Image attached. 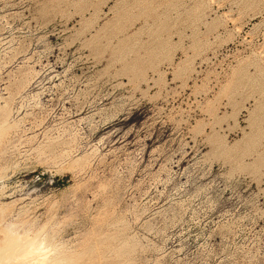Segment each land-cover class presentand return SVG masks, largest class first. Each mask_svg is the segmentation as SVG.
Segmentation results:
<instances>
[{"label":"rangeland","instance_id":"rangeland-1","mask_svg":"<svg viewBox=\"0 0 264 264\" xmlns=\"http://www.w3.org/2000/svg\"><path fill=\"white\" fill-rule=\"evenodd\" d=\"M0 243L264 264V0H0Z\"/></svg>","mask_w":264,"mask_h":264},{"label":"bare ground","instance_id":"bare-ground-1","mask_svg":"<svg viewBox=\"0 0 264 264\" xmlns=\"http://www.w3.org/2000/svg\"><path fill=\"white\" fill-rule=\"evenodd\" d=\"M1 127H2V126H1ZM8 239H9V238H8ZM11 239H12V238H11ZM3 240H4V239H3ZM3 240H2V241H3ZM13 240L15 241L14 238H13ZM2 241H1V242H2ZM9 241H10V239H9ZM9 241H6V242H7L6 245H8V246H9V245L12 246V245H14V244L16 243V241H15V242L13 241L14 244H13L11 241H10V242H9ZM8 242H9L10 244H9ZM0 244H1V243H0ZM1 246H2V245H1ZM8 246H7V247H8ZM11 246H10L9 248H11ZM20 246H21V244H20ZM2 247H3V246H2ZM5 247H6V246H5ZM7 247H6V248H7ZM18 247H19V246H18ZM22 248H23V247H22ZM1 249H2V248H1ZM1 249H0V251H1ZM3 249H5V248H3ZM17 249H18V248H17ZM63 249H64V248H62V250H63ZM6 250H8V248H7ZM2 251H4V250H2ZM18 251H20V250H18ZM18 251H17V253H18ZM22 251H23V249H22ZM57 251H59V250H57ZM4 252H5V251H4ZM6 252H7V251H6ZM27 252H28V251H27ZM61 252H62V251H61ZM20 253H21V252H20ZM2 254H3V253H2ZM28 254H29V252H28ZM0 255H1V254H0ZM14 255H15V254H14ZM21 255H22V254H21ZM5 256H7V255H5ZM16 256H17V255H16ZM34 256H35V255H34ZM1 257H2V256H1ZM24 257H25V256H24ZM48 257H49V256H48ZM70 257H71V256H70ZM2 258H3V257H2ZM30 258H31V257H30ZM22 259H23V258H22ZM7 260H8V259H7ZM33 260H34V259H33ZM47 260H48V259H47ZM66 260H67V262H66L65 264H74L70 259L67 258ZM66 260H65V261H66ZM9 261H10V259H9ZM36 261H37V260H36ZM60 261H61V260H59V262H60ZM65 261H62V262L64 263ZM33 262H34V261H33ZM59 262L56 261L54 264L59 263ZM6 263H7V262H6ZM38 263H39V262H38ZM43 264H44V263H43ZM52 264H53V263H52Z\"/></svg>","mask_w":264,"mask_h":264}]
</instances>
